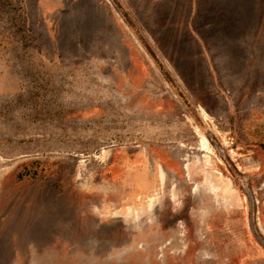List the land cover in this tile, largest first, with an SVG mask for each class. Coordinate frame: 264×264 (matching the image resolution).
Returning a JSON list of instances; mask_svg holds the SVG:
<instances>
[{
	"label": "rangeland",
	"instance_id": "1",
	"mask_svg": "<svg viewBox=\"0 0 264 264\" xmlns=\"http://www.w3.org/2000/svg\"><path fill=\"white\" fill-rule=\"evenodd\" d=\"M0 264H264V0H0Z\"/></svg>",
	"mask_w": 264,
	"mask_h": 264
},
{
	"label": "bare ground",
	"instance_id": "2",
	"mask_svg": "<svg viewBox=\"0 0 264 264\" xmlns=\"http://www.w3.org/2000/svg\"><path fill=\"white\" fill-rule=\"evenodd\" d=\"M208 119V118H207ZM165 175V174H164ZM162 176V175H161ZM165 178V177H164ZM144 213V212H143ZM140 215V214H139Z\"/></svg>",
	"mask_w": 264,
	"mask_h": 264
}]
</instances>
